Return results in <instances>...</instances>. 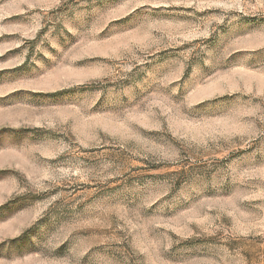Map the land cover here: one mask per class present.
Wrapping results in <instances>:
<instances>
[{
    "label": "rangeland",
    "instance_id": "rangeland-1",
    "mask_svg": "<svg viewBox=\"0 0 264 264\" xmlns=\"http://www.w3.org/2000/svg\"><path fill=\"white\" fill-rule=\"evenodd\" d=\"M0 264H264V0H0Z\"/></svg>",
    "mask_w": 264,
    "mask_h": 264
}]
</instances>
